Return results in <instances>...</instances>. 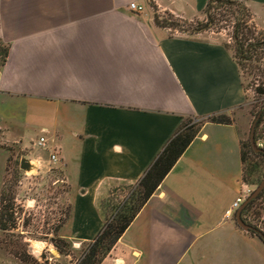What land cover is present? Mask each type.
<instances>
[{
    "label": "crops",
    "instance_id": "crops-1",
    "mask_svg": "<svg viewBox=\"0 0 264 264\" xmlns=\"http://www.w3.org/2000/svg\"><path fill=\"white\" fill-rule=\"evenodd\" d=\"M130 1L0 0V39L10 46L0 71V192L9 148L52 164L70 195L59 232L70 244L94 240L102 202L140 180L185 118L230 115L246 102L225 42L154 22L151 1L189 19L208 0H134L140 14ZM238 1L264 9V0ZM244 122L205 121L100 264H264V240L227 215L243 181ZM42 128L50 149L34 145Z\"/></svg>",
    "mask_w": 264,
    "mask_h": 264
},
{
    "label": "rangeland",
    "instance_id": "rangeland-1",
    "mask_svg": "<svg viewBox=\"0 0 264 264\" xmlns=\"http://www.w3.org/2000/svg\"><path fill=\"white\" fill-rule=\"evenodd\" d=\"M210 6L208 14L212 15L214 21L208 29L200 32L210 40L225 42L232 55L235 52L233 33L237 22L248 21L251 28L247 34L264 32V9H255L242 1L230 3L215 0ZM174 16L180 21L179 26L172 30L179 35L199 33H193V28L208 19L204 11L189 19ZM261 70H264L263 63ZM242 74L247 85L246 102L229 116L232 119L244 118L242 139L246 141L256 117L257 106L264 101V95L255 91L256 85L264 88V74L258 80L251 78L245 70L241 71V77ZM260 130L263 134L260 142L264 147V119ZM47 145V149H50L48 141ZM17 155L19 153L10 148L1 177L0 201L3 195V204L9 207L11 218L5 216L7 229L0 228V264H76L87 245L70 244L59 236L71 207L70 195L66 191L67 186L61 181V173L52 164L38 167L36 162H33L36 168L24 172L19 167L20 158ZM135 185L117 188L109 198V207L114 208L127 200ZM250 211L245 216V222L264 234V204H257Z\"/></svg>",
    "mask_w": 264,
    "mask_h": 264
},
{
    "label": "trees",
    "instance_id": "trees-1",
    "mask_svg": "<svg viewBox=\"0 0 264 264\" xmlns=\"http://www.w3.org/2000/svg\"><path fill=\"white\" fill-rule=\"evenodd\" d=\"M212 1L215 0H208L203 10L208 15L207 21L193 28V33L206 30L213 23L214 20L212 15L208 14ZM217 1H227L231 3L238 0ZM150 5L153 8V19L157 25L165 28H176L179 26V18H176L170 12L160 14L152 1L150 2ZM237 23L238 24L235 26L233 33L235 51L233 57L239 64L242 72L245 70L251 78L258 80L259 77L264 74V70H261V64H264V32L254 31L252 32V35L247 34V30L251 28L248 21L243 20L242 22ZM9 49V44L0 39V71L7 61ZM242 85L245 89H247V85H245L243 81V74ZM255 91L260 95H264V88L259 85H256ZM257 107L258 108L255 112L257 123L254 131V140L259 150L256 151L253 149L249 139L246 141L241 139L240 141L242 180L254 186L259 185L264 176V147L259 146V143L263 138V134L260 129L264 119V101L262 105ZM205 121L218 124H229L232 122V118L224 113L211 115L206 119L197 121H194L192 118H185L173 137L168 141L153 163L146 170L144 175L140 178L136 185L133 186L134 190L129 198L120 203L118 206L110 208L108 201L110 196L113 195L116 189L120 187L117 186L113 188L111 195L102 202V208L105 211L104 225L93 241L85 243L87 246L76 264H100L102 262L113 245L121 237L133 219L137 216L143 205L148 201L163 181L164 177L174 166L177 159L183 154L186 148L197 136ZM4 200L5 198L2 195L0 201L1 229H7L5 216L9 215V219L11 218V214H9V207L3 204ZM257 204H264V189L256 198L248 202L242 209L241 215L243 220L245 219L247 213L251 212L250 210H252ZM253 229L258 228L253 227ZM249 231L263 239L255 230ZM261 234L264 235L262 232Z\"/></svg>",
    "mask_w": 264,
    "mask_h": 264
},
{
    "label": "built area",
    "instance_id": "built-area-1",
    "mask_svg": "<svg viewBox=\"0 0 264 264\" xmlns=\"http://www.w3.org/2000/svg\"><path fill=\"white\" fill-rule=\"evenodd\" d=\"M128 9L131 11H134L135 13H142L144 10V7L137 3L136 1H130L127 5ZM48 130L46 128H42L40 130V136L38 137V139L34 142V145L38 148H41L43 150H46L48 145H47V135ZM260 147H263V144L260 142L259 143ZM58 160L57 154L55 151L51 152L50 154V161L51 162H56ZM254 190V187L251 186L250 184L241 181L240 184V190L237 193L235 199L233 200L230 209L227 211V215H230L234 212H236L240 206L242 205V203L250 196V194L252 193V191Z\"/></svg>",
    "mask_w": 264,
    "mask_h": 264
},
{
    "label": "water",
    "instance_id": "water-1",
    "mask_svg": "<svg viewBox=\"0 0 264 264\" xmlns=\"http://www.w3.org/2000/svg\"><path fill=\"white\" fill-rule=\"evenodd\" d=\"M256 123H257V118H255L254 121L252 122V125L250 128V133H249V140H250V143H251L253 149L258 151L259 148L257 147L255 140H254V131H255ZM19 167L24 172H29L32 169L36 168L37 166H35V164L31 160L23 157L20 159ZM263 189H264V176H263L261 182L259 183V185H257L255 187V189L252 191L250 196L242 203L240 208L236 211V220L242 229H244L246 231L255 230L257 233H259L261 235V237L264 240V235H262L258 229H253V227H251V225L246 223L245 220H243L242 215H241L242 209L247 205V203L250 202L252 199L256 198Z\"/></svg>",
    "mask_w": 264,
    "mask_h": 264
}]
</instances>
